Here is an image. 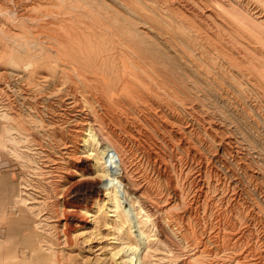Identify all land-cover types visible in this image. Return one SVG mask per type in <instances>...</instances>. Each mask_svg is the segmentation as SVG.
Here are the masks:
<instances>
[{"label": "bare ground", "instance_id": "bare-ground-1", "mask_svg": "<svg viewBox=\"0 0 264 264\" xmlns=\"http://www.w3.org/2000/svg\"><path fill=\"white\" fill-rule=\"evenodd\" d=\"M202 3L0 0V182L27 203L23 264H264L241 185L261 189L264 55H197L187 17L242 45L264 37V0Z\"/></svg>", "mask_w": 264, "mask_h": 264}, {"label": "rangeland", "instance_id": "rangeland-1", "mask_svg": "<svg viewBox=\"0 0 264 264\" xmlns=\"http://www.w3.org/2000/svg\"><path fill=\"white\" fill-rule=\"evenodd\" d=\"M195 1L197 4H199L205 0H201V1L195 0ZM207 1H209V3L215 4L216 0H207ZM187 3H188L187 8H191L192 4L190 5L189 2H187ZM189 10L190 9H188V11ZM183 12L188 14L187 11L185 12L183 10ZM192 12H193V13H191L192 15L189 14L190 16H187V17L189 18V20L191 19L190 21L193 24L190 21H189V23L192 24L193 27L196 30H198V32L200 31L199 34L204 39L203 45L201 46L202 49L197 50V55H219V54L220 55H251V54L252 55H264V53H260V50L263 49V47H264L263 46V43H264V37L263 36L257 34L256 32L253 34L249 30H247V33L250 35L253 34V36H251L252 38L250 37V39H248L249 41H242V45H241L238 42L239 41L241 42V40H243V37L241 34H239L237 32L236 29H234V27H230V26L228 27V25H226L224 22H219L220 24L218 23V25H219L218 26L217 24H213V21H209L211 19H207V17H204V15H202V13H200V11H192ZM223 23H224V25H223ZM197 26H198V28H197ZM199 28H200V30H199ZM218 29H220V30H218ZM218 31H221L222 34ZM202 32L204 33V35ZM223 32H224V34L226 33L225 36H224ZM215 33H216V35H215ZM226 36L227 37L231 36V37L227 38ZM247 42H248V44H247ZM223 44H226V45H223ZM254 47H257V51L254 50ZM215 48H216V50H215ZM220 49L222 52L220 51ZM246 49H247V51H246ZM237 57L238 56H236V58ZM252 95H253V91H252ZM253 96L255 97V100H257L261 104V106L264 107V97L259 95V94L256 95L255 93ZM261 98H262V100H261ZM262 117H258L259 118V120H257L258 123L256 125L254 124V126H255L256 131L260 135H262L261 136L262 138H264V130H263L264 129V117L263 118ZM256 147H257L256 149H259L260 146L258 145ZM2 157L9 158L13 162L15 161L14 155L4 154ZM255 158L258 159V157L256 155L253 159L256 160ZM253 163H254L253 166L261 167L262 172L264 171V157H262L257 162L253 161ZM141 179H142V183H143L144 177ZM73 180H75V179H73ZM257 182L259 183V184L258 183L257 184L261 188L260 189L261 191L256 190V185H254V183H252L248 178L242 177L241 185H242L243 190H244L242 196H244L245 202H247V204L255 205L259 215L264 217V206H263L264 205V203H263L264 202V194H262V193H264V172H263V177L260 178ZM152 186L154 187L155 185L152 184ZM17 189H18V186H16V185H10V184H6L5 182H0V264H23V260H27V259H25L24 250L26 249V247H29L28 240L30 238V235H28L27 233H25L24 231H22L20 229V226H19L20 221H17L14 214H13L14 208H18V209L22 208V207L25 208V206H27V203H23L24 201H22V202L16 201L18 199L17 198L18 197L17 196ZM149 189H151V188H149ZM215 192L216 191H211L209 193V195H213V197H214V195L216 194ZM227 194H229V191L223 190L220 192L218 197L222 198V197H225ZM224 200H226V199H224ZM27 201L28 200L26 198L25 202H27ZM11 207H12V209H11ZM27 215H28V213H27ZM28 216H31V215H28ZM233 216L235 218H242L241 215L235 216L233 214ZM31 218H32V216H31ZM31 218L29 219V221L31 220ZM222 223H223V225L221 226V229L223 230V232L229 233V230L228 229L226 230L227 227H226V224L224 223V221H222ZM10 224H12V228H9ZM241 227H243V225ZM256 232L259 233V231H256ZM10 253H12V254H10ZM150 254H155V258H159L160 257L159 255H161L160 252H156V253L150 252ZM90 257H92V256H90ZM224 260L223 261L225 263L230 264V263H228L227 259H224ZM161 263L165 264L164 261L160 262V264Z\"/></svg>", "mask_w": 264, "mask_h": 264}]
</instances>
